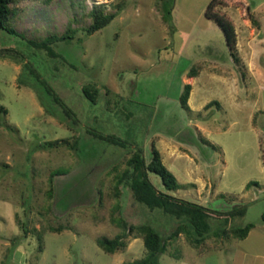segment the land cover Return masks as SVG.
<instances>
[{"label":"rangeland","instance_id":"1","mask_svg":"<svg viewBox=\"0 0 264 264\" xmlns=\"http://www.w3.org/2000/svg\"><path fill=\"white\" fill-rule=\"evenodd\" d=\"M211 1L125 0L107 27L89 34L91 10L106 4L115 12L119 0H20L17 33L0 31V106L8 112L0 119V264H134L146 255L142 238L129 237L116 254L97 243L121 234L115 220L151 223L163 235L175 229L130 187L113 196L130 154L99 134L142 148L147 160L153 144L164 150L174 140L198 163L165 152L178 182L200 176L211 187L169 194L220 211L248 206L228 225L211 220L220 229L254 224L248 238L217 235L201 255L181 235L161 264H264V0H219L215 8L235 23L237 62L206 16ZM69 29L73 37L53 46L57 56L31 44ZM198 66L194 99L220 105L187 111L180 96ZM95 90L93 102L86 94ZM63 139L72 145L50 144ZM53 172L66 174L55 177L50 199ZM150 178L166 192L159 176ZM250 181L260 186L247 191Z\"/></svg>","mask_w":264,"mask_h":264},{"label":"trees","instance_id":"2","mask_svg":"<svg viewBox=\"0 0 264 264\" xmlns=\"http://www.w3.org/2000/svg\"><path fill=\"white\" fill-rule=\"evenodd\" d=\"M20 0H0V31H6L11 34H16L17 31L12 25L13 20L19 13ZM125 4V0H119L116 3V11L112 13L107 12L106 4L96 5L89 13L92 18V23L86 30L89 34H94L105 27H107L118 15L119 10ZM220 5L219 0H212L207 8L206 16L210 20L217 23L222 29L227 46L231 55L237 62L239 59L236 55L237 33L235 23L231 18L223 12L216 10ZM76 30L69 29L62 36H50L45 40L31 41L32 46L39 50H45L51 56H57L54 51V45L62 40L71 39ZM201 66L190 72L189 77L199 76ZM192 92V85L186 84L184 91L180 96V103L183 109L191 111L189 107V99ZM91 95V96H90ZM99 95V90H95L92 94L87 93L86 96L93 102H96ZM215 105H220L216 100L211 101L205 106V110L212 109ZM7 110L0 106V119L6 117ZM101 140L108 141L124 148L129 152L130 156L125 162L123 171H118L114 179L113 196L117 199L121 198L122 190L125 187H130L133 191V197L136 202L143 205L152 213H158L168 221L177 223L175 229L163 235L153 224H130L122 215L120 220H115L117 227L121 228V234L114 238L98 239V245L109 254H116L127 248L129 237L134 239L142 238L146 249V255L143 259L135 261L134 264H161V256L166 254L168 246L176 241L181 235H184L187 241L196 249L200 250V254L204 252L207 242L210 238L221 237L223 240L235 238L238 240H245L254 224H248L244 227L227 226L225 228H212L211 220H224L226 225L236 217L244 216L247 212V205L234 204L228 211H220L208 208L206 206L175 197L168 192H176L185 186L181 185L176 176L167 168L164 163L162 153L153 144L152 155L150 160H147L142 148H129L127 142L115 137L99 134L97 135ZM208 142L205 138L201 139ZM80 139H75V143L79 144ZM52 146H71L69 139L57 140L50 143ZM209 144V142H208ZM114 169H119L114 167ZM66 173L53 172L51 174L50 183L51 189L49 191V198H53L54 180L57 175H65ZM150 174H154L161 178L162 184L166 190L163 192L155 187L151 181ZM194 186V185H193ZM253 186H260L258 182L250 181L246 185V190H250ZM168 191V192H167ZM220 198L225 199L226 195L221 194ZM119 211H122V206L118 203ZM264 222V213L262 215ZM221 242V241H220ZM203 251V252H202Z\"/></svg>","mask_w":264,"mask_h":264},{"label":"crops","instance_id":"3","mask_svg":"<svg viewBox=\"0 0 264 264\" xmlns=\"http://www.w3.org/2000/svg\"><path fill=\"white\" fill-rule=\"evenodd\" d=\"M201 75H202V73L199 74V76H197L196 78H194V77L193 78H189L192 81V84L189 83V84L192 85V92H191V96H190V99H189V107H190L191 111H193V112L194 111L201 112L205 108V106L208 103H210L208 101L201 102V101H196V99H194V96H195V88L194 87L195 86H194L193 82L195 80H197L198 78H200ZM216 79L217 78L215 76L211 77V80H213V81H216ZM163 145H164L163 146L164 147V150H160V152L162 153V156L164 155L165 152L168 153V154H170V156H173V157L179 156L180 158H182V156H185L187 158V160L189 161V163H192V164L196 163V167H198L197 161L195 159H193L191 156H189L186 153L184 155L179 154V151H180L181 148L177 146V142L176 141H174V140L172 141L171 140L168 143L167 142H164ZM165 150H167V151H165ZM163 160H164V156H163ZM191 174H193V170L191 171ZM181 184L182 185H189V184L195 185L197 187V191L201 195H203L204 194V191H207L208 188L211 187V185L208 186L210 183H208L205 178L203 179L200 176H198L197 178H193L192 177L190 181L185 182V183H181Z\"/></svg>","mask_w":264,"mask_h":264}]
</instances>
